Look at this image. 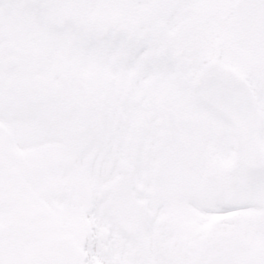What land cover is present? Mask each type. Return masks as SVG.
<instances>
[{
  "label": "snow or ice",
  "instance_id": "obj_1",
  "mask_svg": "<svg viewBox=\"0 0 264 264\" xmlns=\"http://www.w3.org/2000/svg\"><path fill=\"white\" fill-rule=\"evenodd\" d=\"M0 264H264V0H0Z\"/></svg>",
  "mask_w": 264,
  "mask_h": 264
}]
</instances>
